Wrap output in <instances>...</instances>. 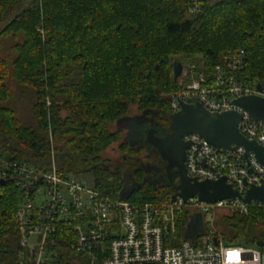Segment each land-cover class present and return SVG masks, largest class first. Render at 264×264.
I'll return each mask as SVG.
<instances>
[{"label": "trees", "instance_id": "obj_1", "mask_svg": "<svg viewBox=\"0 0 264 264\" xmlns=\"http://www.w3.org/2000/svg\"><path fill=\"white\" fill-rule=\"evenodd\" d=\"M0 0V156L61 172L92 174L106 196L137 203H168L170 187L146 180L152 164L142 146L121 142L139 187L124 196L123 166L102 154L122 140L111 126L135 106L169 128L177 91L176 61L222 64L244 55L241 78L264 87V0ZM157 159V157H155ZM146 180V181H145ZM0 184V264H21L16 214L25 199ZM189 215L175 245L185 239ZM226 245L264 244V210L222 217ZM59 264L76 256L60 250Z\"/></svg>", "mask_w": 264, "mask_h": 264}, {"label": "built area", "instance_id": "obj_2", "mask_svg": "<svg viewBox=\"0 0 264 264\" xmlns=\"http://www.w3.org/2000/svg\"><path fill=\"white\" fill-rule=\"evenodd\" d=\"M244 65L241 52H228L223 63L210 70L203 63L184 65L176 81L177 91L166 95L170 115L180 110L181 102L200 103L210 112L243 114L233 105L235 99L264 98L263 86L260 92L257 83L241 78ZM239 132L264 145V123L252 122L246 113ZM183 140L190 144L185 166L191 179L217 181L224 177L242 197L250 186H264V167L252 153L248 164L244 148L218 150L194 134ZM86 180L61 172L54 157L47 168H39L0 156V182L13 184L26 197L15 225L21 264H59L60 250L64 249L76 256L73 264H220L222 252L229 248H243L241 256L248 264H264V249L226 245L217 229L221 212L248 215L252 208L264 210L260 202L246 204L235 199L210 204L178 197L175 202L137 204L106 196ZM41 192L43 199L36 205ZM184 214L189 218L201 215L204 233L175 245Z\"/></svg>", "mask_w": 264, "mask_h": 264}, {"label": "water", "instance_id": "obj_3", "mask_svg": "<svg viewBox=\"0 0 264 264\" xmlns=\"http://www.w3.org/2000/svg\"><path fill=\"white\" fill-rule=\"evenodd\" d=\"M183 71L184 65L179 61L174 62L173 77L175 81H178ZM257 89L261 92L262 85L258 84ZM233 105L242 109L244 113L237 111L210 112L200 103L181 102L180 110L169 117L170 131L167 132H164L153 118H146L148 113L136 117H125L119 120L116 126L120 129L125 128L130 131V134L132 133L135 143L125 142L130 143L132 146H147L149 154L151 156L156 155L165 165L161 170L151 167L152 169L148 170L146 180L152 182V178L156 174L164 171L168 180L166 186L173 191L172 202L180 197L185 202L189 199L198 198L201 202L215 204L224 200L241 199L246 204L253 201L264 204V186H250L246 195L242 197L232 185L227 183L224 177L217 181L210 179L199 181L196 178L191 179L186 171L185 163L190 144L185 142L183 137L193 134L201 136L218 150L235 151L238 148H244L248 164L249 154L252 153L257 162L264 167V145L247 139L239 132L240 123L245 113L248 114L252 122L264 123V98L261 96L238 98L233 101ZM122 120L124 123H122ZM128 121H130V124H128ZM250 173L252 174L253 170L250 169ZM173 178H177L175 184H172ZM0 184L5 185V182L1 181ZM139 186L140 184L129 186L125 179L123 190L128 195ZM121 199L124 200V198ZM189 219L190 223L187 232H185V239L193 241L197 235L204 233L203 219L201 215H192ZM256 245L259 251H263V242L259 241ZM65 264L73 263L67 262Z\"/></svg>", "mask_w": 264, "mask_h": 264}, {"label": "rangeland", "instance_id": "obj_4", "mask_svg": "<svg viewBox=\"0 0 264 264\" xmlns=\"http://www.w3.org/2000/svg\"><path fill=\"white\" fill-rule=\"evenodd\" d=\"M32 0H27L25 2V4L20 7L14 14H12L7 22H10L11 20H13L17 15H19L24 9H26L28 7V5L30 4ZM186 66H189L190 63H186ZM141 112L138 111V109L135 106H132L130 109V117H136V116H140ZM130 121H128V124ZM122 123H124V121L122 120ZM111 130L112 131H121L122 132V140L116 144H114L112 147H110L108 150H106L103 154H102V158L106 163H114L112 164L114 169H119L120 166H123L122 169V175L124 177V179H126L127 183L129 186L135 185L137 184V182L134 179V176L132 175V170L134 169L133 165L131 164L132 161H130L128 164V161L125 160V157L123 154H125V152L122 150H120L119 145L120 143L123 141V139L127 136V132L128 130H126L125 128H119L116 125L111 126ZM139 156L143 157V153L139 154ZM57 165V164H56ZM153 173V172H152ZM80 177L87 179L86 181H88L91 185H94L95 183V178L94 176L90 173V174H83V175H78ZM122 194L124 196H126L125 190H122ZM43 193H39L38 197H37V201L35 202L36 205H39V203L41 202V200L43 199ZM229 215V214H228ZM230 217L227 216V214L225 212H221L219 217H218V224H217V229L219 231L220 228L223 227V221H222V217ZM190 223V222H189ZM206 229H208L209 232H212V228L210 225L206 226Z\"/></svg>", "mask_w": 264, "mask_h": 264}, {"label": "flooded vegetation", "instance_id": "obj_5", "mask_svg": "<svg viewBox=\"0 0 264 264\" xmlns=\"http://www.w3.org/2000/svg\"><path fill=\"white\" fill-rule=\"evenodd\" d=\"M146 118H149V116H147ZM144 121V120H143ZM142 121V122H143ZM153 123V122H152ZM152 123H148V124H152ZM159 124V123H158ZM160 126H161V128L164 130V132H167V131H170V127L168 128V127H166V126H163V125H161V124H159ZM160 131H162V130H160ZM130 131L128 130V132H127V135L128 136H126L124 139H123V142H125V141H130L131 143H135V140H134V138L132 137V133L130 134L129 133ZM129 135H131V136H129ZM129 139V140H128ZM142 153H143V159L146 161V160H148L149 161V163H151L152 165V168H156V169H162V168H164L165 167V165L157 158H155V157H157L156 155H150L149 154V152H148V147L147 146H145L144 147V150L142 151ZM154 175V174H153ZM174 180H173V183L172 184H175L176 182H177V178H173ZM152 184L155 186V187H166V185L168 184V180H167V176H166V173L164 172V171H162V172H160V173H158V174H156V176L155 177H153L152 178Z\"/></svg>", "mask_w": 264, "mask_h": 264}, {"label": "clouds", "instance_id": "obj_6", "mask_svg": "<svg viewBox=\"0 0 264 264\" xmlns=\"http://www.w3.org/2000/svg\"><path fill=\"white\" fill-rule=\"evenodd\" d=\"M244 251L243 248H229L224 250L220 256V264H248L247 261L240 259Z\"/></svg>", "mask_w": 264, "mask_h": 264}, {"label": "snow or ice", "instance_id": "obj_7", "mask_svg": "<svg viewBox=\"0 0 264 264\" xmlns=\"http://www.w3.org/2000/svg\"><path fill=\"white\" fill-rule=\"evenodd\" d=\"M241 260H243L242 256L240 257Z\"/></svg>", "mask_w": 264, "mask_h": 264}]
</instances>
